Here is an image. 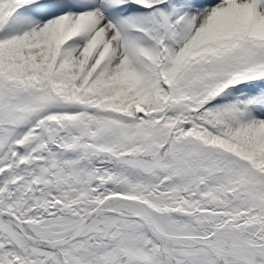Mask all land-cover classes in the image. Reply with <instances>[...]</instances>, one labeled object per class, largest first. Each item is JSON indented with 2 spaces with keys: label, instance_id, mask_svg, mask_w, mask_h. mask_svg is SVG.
I'll use <instances>...</instances> for the list:
<instances>
[{
  "label": "snow or ice",
  "instance_id": "obj_1",
  "mask_svg": "<svg viewBox=\"0 0 264 264\" xmlns=\"http://www.w3.org/2000/svg\"><path fill=\"white\" fill-rule=\"evenodd\" d=\"M0 264H264V0H0Z\"/></svg>",
  "mask_w": 264,
  "mask_h": 264
}]
</instances>
